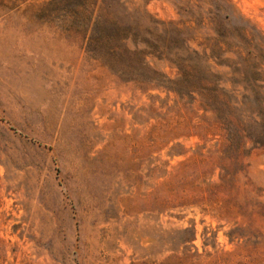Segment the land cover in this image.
<instances>
[{"label":"rangeland","instance_id":"374dc122","mask_svg":"<svg viewBox=\"0 0 264 264\" xmlns=\"http://www.w3.org/2000/svg\"><path fill=\"white\" fill-rule=\"evenodd\" d=\"M258 113L264 0H0V264H264Z\"/></svg>","mask_w":264,"mask_h":264},{"label":"trees","instance_id":"16d2710c","mask_svg":"<svg viewBox=\"0 0 264 264\" xmlns=\"http://www.w3.org/2000/svg\"><path fill=\"white\" fill-rule=\"evenodd\" d=\"M256 116H258V118L260 119V124L257 123V121H254V125H257L259 132L258 135H252L254 136V140H258L257 142L261 143L262 145H264V114L262 113H258L256 114ZM258 136V137H257Z\"/></svg>","mask_w":264,"mask_h":264}]
</instances>
